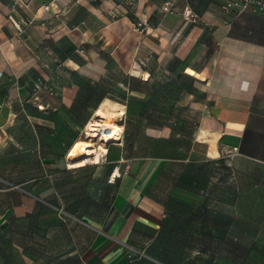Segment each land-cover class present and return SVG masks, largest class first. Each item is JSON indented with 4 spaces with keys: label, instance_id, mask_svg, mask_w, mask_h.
Wrapping results in <instances>:
<instances>
[{
    "label": "crops",
    "instance_id": "1",
    "mask_svg": "<svg viewBox=\"0 0 264 264\" xmlns=\"http://www.w3.org/2000/svg\"><path fill=\"white\" fill-rule=\"evenodd\" d=\"M226 1L0 0L4 110L46 123L0 142V264H189L192 247L223 245L231 228L240 244L264 245V17L229 22ZM114 70L124 89L152 81L153 105L137 90L131 138L72 166L67 151L90 114L118 103L96 104L90 81L69 108L82 81L72 71L107 83ZM55 77L56 94L34 98L32 86ZM220 162L230 207L225 182L210 204Z\"/></svg>",
    "mask_w": 264,
    "mask_h": 264
},
{
    "label": "rangeland",
    "instance_id": "2",
    "mask_svg": "<svg viewBox=\"0 0 264 264\" xmlns=\"http://www.w3.org/2000/svg\"><path fill=\"white\" fill-rule=\"evenodd\" d=\"M111 81H107V83H102L97 86V95L100 96L101 93H103L105 97L109 98L112 101L118 102L113 103L109 101L108 99H103L102 103L104 101L110 102L114 104V109L112 112L115 114V119H119L121 116H123L122 119V140L125 145V143L131 138L133 130L136 129L133 128L132 120H133V110L135 111L138 108L137 104V90H142V92H145L146 90V97H151V101L149 102V105L152 106V97H154L153 89L154 84L151 81L150 86H145L144 84H141L140 78H130L129 85L125 86V89L123 86V78L121 77V74L118 73L116 70L111 71V76H109ZM111 83V84H110ZM110 85L114 84V87L110 88ZM105 89L108 90V94L105 95ZM130 89L135 90L134 94H129ZM124 97H131L132 101L130 105H127L126 108H123L121 105L122 100ZM41 98V97H38ZM43 101H46L45 97H42ZM150 99V98H149ZM101 103V104H102ZM98 108H102L103 110H106L107 108L110 109V105L106 104ZM11 102H7L4 96V89L0 87V142L2 141H8L9 132L11 128L15 127H23V126H33L38 127L39 125H45L46 123L41 120L34 118V111L33 109H25L20 111H14V113L8 114L6 109L8 106L12 107ZM109 106V107H108ZM104 107V108H103ZM140 107V106H139ZM52 110V107L49 109V111ZM122 111V115H118L119 112ZM18 112V113H17ZM34 114V115H33ZM95 115V114H94ZM96 117V116H95ZM99 117H96L95 120L101 122ZM115 120H108L110 124H116L114 122ZM153 121V119H151ZM103 123V122H102ZM140 125H143L142 121L139 123ZM88 131V130H87ZM88 133L81 132L80 137L82 140H88L91 139V143L95 144L96 146L100 145L101 141L97 137H87ZM25 137V134H23ZM137 136V134H136ZM109 143H118L117 141H111ZM108 143V144H109ZM227 166H224L223 163H216L210 166V204L211 206H217V199H218V192L222 190L223 183L225 182V188L227 190L226 195V202L227 207H230L233 202V193H230V191H233V179L230 175L231 171H228ZM230 177V178H229ZM226 180V181H224ZM264 201V198L262 199ZM245 232L249 235V230H245ZM257 237L259 239L264 238V228L260 229L258 228L257 231ZM244 236V235H243ZM261 237V238H260ZM260 241V240H259ZM234 242V241H233ZM193 248V256L190 258L189 264H207L206 263V257L208 256L209 264H264V245H233L230 242H225L222 244H212L207 249L205 247L201 246H194ZM203 250V251H202ZM208 251V252H206Z\"/></svg>",
    "mask_w": 264,
    "mask_h": 264
},
{
    "label": "bare ground",
    "instance_id": "3",
    "mask_svg": "<svg viewBox=\"0 0 264 264\" xmlns=\"http://www.w3.org/2000/svg\"><path fill=\"white\" fill-rule=\"evenodd\" d=\"M186 72L189 75L198 77V75L190 69H187ZM106 104L110 105L111 108H107L106 110L97 108L95 110V116L102 119L100 120L101 122L95 121L93 123L90 122L87 124V137H96L100 133V145L96 146L95 144L91 143V139H79L73 142L67 151V157L73 161L72 166H79L84 165L87 162L97 161L99 154L106 152V146L109 142L117 141L119 143L121 141L123 116H121L118 120L115 119L117 117H115V114L112 112L115 107L114 104L104 101L101 106ZM119 114L122 115V113ZM108 120H115L114 122L116 124H110Z\"/></svg>",
    "mask_w": 264,
    "mask_h": 264
},
{
    "label": "built area",
    "instance_id": "4",
    "mask_svg": "<svg viewBox=\"0 0 264 264\" xmlns=\"http://www.w3.org/2000/svg\"><path fill=\"white\" fill-rule=\"evenodd\" d=\"M43 8L45 10H48L49 5L45 4L43 6ZM165 9H167V7H164ZM221 11L222 13L226 16V20H233L234 18L238 17L240 14L248 11L251 13H255L258 14L262 17H264V0H228L226 1L223 5H221ZM15 28L17 29V31L19 33L23 32L22 27H20L17 23H15L14 21H12ZM31 21L29 20L27 23H30ZM136 26L137 28H139L140 31H142V29L146 26V21L144 20H138L136 21ZM59 84V79L57 77L52 78V81L50 80H41L38 81L33 87H32V91L31 94L34 96V98H38L37 97V93L39 92V90L43 91L44 93H46L47 95H55L56 94V86ZM38 107L41 109L42 106L38 105ZM96 117L95 115H92L90 117V119L87 121V123L85 124L84 128H83V132L84 133H88L87 131V124L88 123H93L95 121ZM98 132V131H96ZM122 134V131H121ZM100 133L99 135H97L96 137L100 140ZM122 139V136H121ZM109 181L112 180V178L108 179Z\"/></svg>",
    "mask_w": 264,
    "mask_h": 264
},
{
    "label": "trees",
    "instance_id": "5",
    "mask_svg": "<svg viewBox=\"0 0 264 264\" xmlns=\"http://www.w3.org/2000/svg\"><path fill=\"white\" fill-rule=\"evenodd\" d=\"M76 56L78 57V58H77V59H78V60H77L78 63H80V64L84 63V59H83L82 57H80V56L77 55V54H76ZM108 61H110V62H112V63L115 64V61H114L112 58H110ZM107 70H108V68H107ZM72 73H73L74 75H76L77 77H79L82 81H81V83H80V82H79V83H75V84L77 85V87H78V90H77L76 96L74 97V100H73L72 104L69 106V108L74 107L75 104L77 103V101H78V99H79V97H80V95H81V91H82V90L84 89V87H85L84 84H88V83H90V81L93 82V83H90V84H91V85H96L95 87H96V93H97V86L103 83V77H102V76H101L99 79H97V80H91V79H89V78L86 79V78H83V77L78 76L79 74H78L76 71H72ZM20 79H21V78H19V80H20ZM59 83H60V80H59ZM110 84H111V83H110ZM110 84H109V86H110L109 89H111L112 87H114V84H113V85H110ZM32 87H33V86H32ZM109 89H105V90H104V91H105V92H104L105 95L108 94V90H109ZM103 95H104L103 93H101L100 96L97 95L96 104H99V102H100L103 98H105V96H103ZM95 106H96V105H95ZM92 114H93V112L90 114V116L88 117L87 121L90 119V117L92 116ZM87 121H86V122L82 125V127H81L82 132H83V128H84L85 124L87 123ZM238 237H240L239 233H238L237 231H234L233 228H231V230H230L228 236L226 237V241H227V242H230V243L233 244V245H242V244H240L239 241L237 240ZM226 241H225V242H226ZM233 241H234V242H233Z\"/></svg>",
    "mask_w": 264,
    "mask_h": 264
}]
</instances>
